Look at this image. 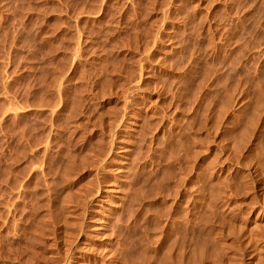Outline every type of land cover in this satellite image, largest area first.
Returning a JSON list of instances; mask_svg holds the SVG:
<instances>
[{
	"label": "rangeland",
	"instance_id": "obj_1",
	"mask_svg": "<svg viewBox=\"0 0 264 264\" xmlns=\"http://www.w3.org/2000/svg\"><path fill=\"white\" fill-rule=\"evenodd\" d=\"M119 145L141 193L90 254L63 221ZM172 228L181 264H264V0H0V264L153 259Z\"/></svg>",
	"mask_w": 264,
	"mask_h": 264
},
{
	"label": "bare ground",
	"instance_id": "obj_2",
	"mask_svg": "<svg viewBox=\"0 0 264 264\" xmlns=\"http://www.w3.org/2000/svg\"><path fill=\"white\" fill-rule=\"evenodd\" d=\"M80 10V9H79ZM87 10V9H86ZM85 9H84V12L86 11ZM78 11V10H77ZM77 13V12H76ZM80 13H83V11H82V9H81V12ZM77 15H78V13H77ZM80 15V14H79ZM145 75V74H144ZM123 81V80H122ZM123 82H125V81H123ZM126 85V84H125ZM121 86V85H120ZM135 87V86H134ZM102 89V88H101ZM110 89V88H109ZM108 89V90H109ZM125 92V91H124ZM106 93V92H105ZM259 102H261V100H259ZM261 103H263V102H261ZM260 103V105H259V103H258V107H261V104ZM115 106V105H114ZM257 108V107H256ZM260 108H258V110H259ZM140 111V110H139ZM256 111V110H255ZM258 112V111H257ZM257 116V115H256ZM117 117V116H116ZM115 117V118H116ZM255 117V116H254ZM107 118V117H106ZM253 118V117H252ZM113 119V118H112ZM111 119V120H112ZM117 119V118H116ZM118 120V119H117ZM112 121H115V119L114 120H112ZM119 121H120V119L115 123V124H112V125H109L108 124V127H107V129H108V132H113L115 129V126H116V128H117V126H118V124L117 123H119ZM250 121V120H249ZM252 121H254V119L252 120L251 119V122ZM249 123V122H248ZM252 124V123H251ZM115 125V126H114ZM253 126V125H252ZM255 126V125H254ZM119 127V126H118ZM127 127V126H126ZM245 131H248V127L245 129V128H243ZM250 130V129H249ZM107 131V130H106ZM115 132V131H114ZM105 133H107V132H105ZM244 133V132H243ZM242 133V134H243ZM245 133H247V132H245ZM244 133V134H245ZM104 134V133H103ZM261 135V134H260ZM243 136H245V135H243ZM99 137V136H98ZM109 137V136H108ZM242 137V136H241ZM241 137H240V139L239 140H241ZM119 138V137H118ZM126 138V137H125ZM128 138V137H127ZM113 139V138H112ZM129 139V138H128ZM244 139H245V137H244ZM243 139V140H244ZM121 140V139H120ZM130 140V139H129ZM111 141V140H110ZM130 142V141H129ZM240 142H243V141H240ZM254 142V141H253ZM113 143V142H112ZM96 144V143H95ZM92 145H94V144H92ZM89 146V145H88ZM119 146H121V148H122V151H124V157H123V159L125 160L124 161V163L122 162V165L120 166V167H115L116 168V172L114 173V174H112V176H109V177H107V178H102L101 180L99 179L98 181H94L95 183H93L92 181H90L89 183H91L90 185V187L88 188H86L87 190L84 192V191H82V194H84V197H85V199H82V203H84L85 204V209H83L82 211H83V213H84V215L82 216L83 217V219H81V220H83L81 223H78L76 220H79V218L81 217L80 215V213H79V211L80 212H82L81 210H77L76 211V209L77 208H74L73 209V207H71V208H69V209H73L72 211L71 210H68V211H70L69 213L71 214V217L69 218V216L67 215L64 219H65V221H63V222H65L66 223V225L67 226H64V227H68L69 228V234H70V240H67L68 242H70V244H72V243H74L75 245L76 244H78V243H80V244H86L85 246H83V245H81V246H83V248L85 249V247H86V249H87V247H88V252L90 253L91 251L92 252H94V250L96 249V250H98V248H101V246L102 245H100V247H99V245L97 246L96 245V242L97 241H99V242H102L103 241V239H105L106 238V236L107 237H110L109 235H108V233H107V231H109L108 230V227H109V225H112V224H110V222H111V219L113 218V215H114V212L116 211V213H117V209L119 210V208L120 207H124V211H126V213H127V218H131L132 216H133V213H132V207H131V203L133 202V199L134 198H136V197H138L139 195L138 194H140L141 192V189H140V187L137 185V183L135 184V183H133L132 181H129L130 179H128V176L130 175H126V168H127V165H128V161L129 160H127L128 159V155H130V147H128V148H126L125 146L123 147L122 145H119ZM94 147V146H93ZM235 147V146H234ZM237 147V146H236ZM238 147H239V144H238ZM98 148V147H97ZM120 148V147H119ZM120 148V149H121ZM114 149V148H113ZM100 151H102L103 152V149L101 150L100 149ZM99 151V153L100 154H102L101 156H99L100 157V159L101 160H97L100 164H102V163H104L105 161H107V156L106 157H104V155H105V153H104V155H103V153H101ZM107 151V150H106ZM106 151H104V152H106ZM121 151V150H120ZM119 151V152H120ZM108 152H109V150H108ZM107 152V153H108ZM116 153V152H115ZM121 153H123V152H121ZM125 154H128L126 157H125ZM98 155V154H97ZM98 157V158H99ZM71 161V160H70ZM109 162V161H108ZM107 162V164H110V163H108ZM69 164V163H68ZM78 165V164H77ZM105 165H106V163H105ZM118 165V164H117ZM68 166V165H67ZM104 166V165H103ZM108 166V165H107ZM130 166V165H129ZM69 167V166H68ZM85 167V166H84ZM106 167V166H105ZM111 167V166H110ZM112 167H114V166H112ZM70 168V167H69ZM132 168V167H131ZM81 169V168H80ZM82 170V169H81ZM104 170V169H103ZM107 170V169H106ZM105 170V171H106ZM108 170H110V169H108ZM95 171V170H94ZM94 171H92L93 173H94ZM115 171V170H114ZM113 171V172H114ZM68 172V171H67ZM79 172V171H78ZM169 172H172V171H170L169 170ZM74 173V172H73ZM166 173V175H167V173H168V171L167 172H165ZM76 174H78V173H76ZM102 174V173H101ZM111 174V173H110ZM64 175V174H63ZM104 175V174H103ZM134 175V174H133ZM165 175V174H164ZM164 176L165 177V179H166V177H170L169 175H170V173L168 174V176ZM171 175H172V173H171ZM106 176V175H105ZM61 177H63V176H61ZM90 177H91V175H90ZM151 178V177H150ZM169 179H171V178H169ZM91 180H93V179H91ZM82 181V180H81ZM82 184V183H81ZM80 185V184H79ZM78 186V185H77ZM85 188V187H84ZM134 188V189H133ZM69 190V189H68ZM148 191V190H147ZM152 191V190H151ZM163 191V190H162ZM161 191V192H162ZM72 192V191H71ZM84 192V193H83ZM70 193V192H69ZM165 193H167V192H165ZM66 197V196H65ZM164 197V196H163ZM156 198V197H155ZM93 199H94V201L95 202H97L98 204L97 205H95V206H98V208L96 207H93L94 206V204H91L92 203V201H93ZM75 200V199H74ZM91 201V203H90V201ZM151 200V199H150ZM149 200V201H150ZM153 200V199H152ZM156 200H157V198H156ZM69 202V201H68ZM80 201H78V203H79ZM152 202V201H151ZM77 203V202H76ZM77 203V204H78ZM90 203V204H89ZM77 204L75 205V206H77ZM90 205H92V211H90L89 210V207H90ZM56 206V205H55ZM78 207H79V205H78ZM224 207V206H223ZM95 208V209H94ZM64 209V208H63ZM68 209V208H67ZM56 211V210H55ZM89 211H90V213H89ZM144 211V210H143ZM141 212L140 214H138V216H136V220L138 219L139 220V218H140V220H142V221H144V222H147V219L148 218H146L147 216H146V213L145 212ZM57 212H59V211H57ZM147 212V211H146ZM149 212V211H148ZM147 212V213H148ZM49 213V212H48ZM55 213V212H54ZM158 213V212H157ZM66 214V213H65ZM122 214V213H121ZM156 214V213H155ZM54 215V214H53ZM58 215V214H57ZM56 215V216H57ZM59 215H60V213H59ZM157 215V214H156ZM160 215V214H159ZM63 216V215H62ZM61 215H60V217H58L59 219H57L58 220V222H61L60 220H63V218H61L62 217ZM47 217V216H46ZM46 217H44V218H46ZM55 217V216H54ZM126 217V216H125ZM53 218V217H52ZM124 218V217H123ZM118 219V218H117ZM128 219V220H129ZM119 220V219H118ZM118 220H116V221H118ZM121 220V219H120ZM119 220V221H120ZM135 220V221H136ZM179 220V219H178ZM46 221V220H45ZM142 221H140V223H139V221L137 222L138 224H141V222ZM179 221H181V220H179ZM205 221V220H204ZM63 222H61V223H63ZM122 222V221H121ZM217 222V221H216ZM48 223V222H47ZM60 223V224H61ZM116 223V222H115ZM153 223H157V217H156V221L155 222H153ZM59 224V223H58ZM137 224V225H138ZM154 225V224H153ZM156 225H159L158 223L156 224ZM184 225V224H183ZM256 225V224H255ZM117 226V225H116ZM123 226H126L125 224H123ZM48 227V226H47ZM58 227H60V226H58ZM118 227H120V226H118ZM169 227V226H168ZM39 228H41V227H39ZM61 228V227H60ZM93 228V230H95V233L94 234H91V233H89V231L91 230ZM182 228V227H181ZM42 230H44V224L42 223V228H41ZM115 229V228H114ZM113 229V230H114ZM156 229V228H155ZM169 229V228H168ZM41 230V231H42ZM158 230V229H157ZM156 230V231H157ZM217 230V229H216ZM41 231H40V233H41ZM58 231V230H57ZM176 231V230H175ZM254 231V230H253ZM34 232H36V230L34 231ZM173 228L172 229H170V230H168V231H166V233H165V235H164V237H162V239H159L158 237V239H159V244L161 245H159L160 247H162V249H160L159 248V250H157L158 252L160 251V250H162L161 251V253L159 252H156V250H154V253H153V255H154V257H153V259L151 258V256H152V254H150V256L148 255V250H150V247L149 246H152V245H149V242L147 241V239L148 238H150V237H146V239H144L143 238V242H142V247H141V249L135 254V255H132V256H130V254L128 255V257H125V258H128V264H139V263H142V262H139L140 260H142V259H150L151 261V263L152 264H159L160 262V264H181V263H183L182 261H184L183 259H184V257H186V256H184V254H185V250H184V247H185V239H183V237H181L182 236V234H181V236H180V234H177V235H175V234H173ZM38 233V232H37ZM39 233V234H40ZM43 233H44V231L41 233L42 235H43ZM68 233V232H67ZM116 233V234H115ZM118 233H119V228H116L115 229V231L113 232V233H111V235H113V234H115V236L116 235H118ZM123 233V232H122ZM144 233V232H143ZM254 233V232H253ZM146 234V233H145ZM50 235V234H49ZM216 235V234H215ZM253 235H255V234H253ZM44 236V235H43ZM119 236V235H118ZM156 236V235H155ZM154 236V237H155ZM36 237V236H35ZM41 237V236H40ZM49 237V236H48ZM63 237H64V235H63ZM69 237V236H68ZM117 237V236H116ZM143 237V236H142ZM250 237V236H249ZM115 238V237H114ZM69 239V238H68ZM116 239V238H115ZM155 239V238H154ZM223 239V238H222ZM36 240H37V238H36ZM40 240V239H39ZM140 240H141V237H140ZM139 240V241H140ZM153 240V239H152ZM185 240V241H184ZM87 241H89V242H87ZM118 241V240H117ZM158 241V240H157ZM55 242V241H54ZM119 242H120V240H119ZM141 242H138V243H141ZM66 243V242H65ZM121 243V242H120ZM119 243V244H120ZM153 243V242H152ZM208 243H210V242H208ZM91 244V245H90ZM101 244V243H100ZM151 244V243H150ZM191 244V243H190ZM221 244V243H220ZM60 245V244H59ZM223 245V244H222ZM63 246V245H62ZM51 247V246H50ZM59 247V246H58ZM153 247H155V246H153ZM158 247V246H157ZM210 247V246H209ZM82 248V250H84ZM90 248V249H89ZM156 248V247H155ZM154 248V249H155ZM222 248V247H221ZM225 248H227V247H225ZM85 249V250H86ZM102 249V248H101ZM42 250V249H41ZM85 250L84 251H81V252H85ZM87 250H86V252H87ZM90 250V251H89ZM106 250V249H105ZM112 250V249H111ZM44 251H46V248L44 249ZM68 251V250H67ZM102 251V250H101ZM108 251H109V249H108ZM113 251V250H112ZM152 251V250H151ZM198 251H199V249H198ZM3 252V251H2ZM48 252V251H47ZM49 252H50V254L52 253V255L54 254L55 256H58V257H60L59 259H61L62 257H63V262H64V260L66 259V256H64V254H62V252H61V250H59L58 248H56V246L54 247L53 246V248H51V249H49ZM61 252V253H60ZM80 252V253H81ZM98 252V251H97ZM107 252V251H106ZM150 252V251H149ZM43 253V254H42ZM63 253H65V252H63ZM104 254H105V252H103ZM152 253V252H151ZM90 254H92V253H90ZM96 254V253H95ZM103 254V255H104ZM110 254V251L108 252V255ZM115 254V253H114ZM192 254V253H191ZM193 254H195L194 252H193ZM192 254V255H193ZM197 254V253H196ZM257 254V253H256ZM43 255V256H42ZM83 255V254H82ZM81 255V256H82ZM101 255H102V253H101ZM106 255V254H105ZM107 255V256H108ZM261 255V254H260ZM5 256V255H4ZM40 256L42 257L41 259V264H49V261H51V260H49L48 259V257H47V255L46 254H44V252H41V254H40ZM106 256V257H107ZM125 256H126V254H125ZM233 256H235V255H233ZM86 257H89V256H86ZM91 257H92V255H91ZM150 257V258H149ZM189 257V256H188ZM193 257V256H192ZM211 257V256H210ZM261 257V256H260ZM51 258V257H50ZM52 259V258H51ZM55 258H53V260H54ZM124 259V258H123ZM212 259V258H211ZM254 259V258H253ZM261 260V259H260ZM96 261V260H95ZM125 261V260H124ZM148 261V260H147ZM213 261V260H212ZM211 261V262H212ZM54 262H56V260H54ZM69 262V261H68ZM67 262V263H68ZM125 263H126V261H125ZM145 263H147V262H145ZM255 263V262H254ZM258 263V262H257ZM82 264V263H81Z\"/></svg>",
	"mask_w": 264,
	"mask_h": 264
}]
</instances>
